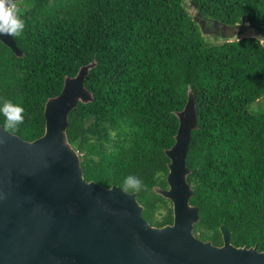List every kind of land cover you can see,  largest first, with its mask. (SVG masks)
Masks as SVG:
<instances>
[{"label":"trees","instance_id":"16d2710c","mask_svg":"<svg viewBox=\"0 0 264 264\" xmlns=\"http://www.w3.org/2000/svg\"><path fill=\"white\" fill-rule=\"evenodd\" d=\"M186 1H17L25 30L14 38L25 55L0 41V104L21 105L25 119L15 128L0 122L26 140L42 136L47 100L96 61L85 79L94 100L70 113L69 141L87 181L137 192L145 218L160 227L173 222V203L155 187H169L166 150L191 89L199 119L187 158L195 234L222 245L224 224L234 245L264 251V109H251L264 97V43L209 41ZM189 1L228 25L245 15L264 27V0ZM129 175L142 181L139 190L125 185Z\"/></svg>","mask_w":264,"mask_h":264},{"label":"water","instance_id":"95a60500","mask_svg":"<svg viewBox=\"0 0 264 264\" xmlns=\"http://www.w3.org/2000/svg\"><path fill=\"white\" fill-rule=\"evenodd\" d=\"M212 22L217 30L225 26ZM249 29L264 38V27L248 23L245 15L241 23L226 26L224 37ZM0 41L17 56L25 55L14 37L0 36ZM95 65L67 76L62 92L47 100L42 136L26 140L0 122V264H264V251L234 245L224 224L222 245L195 234L200 215L191 204L187 158L199 119L191 89L177 112L176 143L166 150L169 187H155L173 203L172 223L152 225L137 192L86 180L67 130L72 110L94 100L85 79Z\"/></svg>","mask_w":264,"mask_h":264},{"label":"clouds","instance_id":"9594fccd","mask_svg":"<svg viewBox=\"0 0 264 264\" xmlns=\"http://www.w3.org/2000/svg\"><path fill=\"white\" fill-rule=\"evenodd\" d=\"M25 30V20L18 11L16 0H0V36H21ZM24 108L11 101L0 104V116H3L8 127L15 128L24 122ZM125 185L131 190H139L142 181L129 175L125 177Z\"/></svg>","mask_w":264,"mask_h":264},{"label":"rangeland","instance_id":"374dc122","mask_svg":"<svg viewBox=\"0 0 264 264\" xmlns=\"http://www.w3.org/2000/svg\"><path fill=\"white\" fill-rule=\"evenodd\" d=\"M187 8H188V11L192 14V15H196L197 14V10L195 9V7L192 5V3L187 0ZM245 36H256V37H259L256 35L255 31L253 29H249L247 30L244 34L242 35H239V36H235V37H224L222 35H218L217 38L215 37V35L211 32L209 33H206L205 34V37L211 41V42H217V43H221V42H224L226 40H235V39H240L242 37H245ZM261 39V41L264 43V38L262 37H259ZM262 106V107H261ZM257 107V108H256ZM261 107V108H260ZM251 109L252 110H259V109H264V97L261 98L256 104L252 105L251 106Z\"/></svg>","mask_w":264,"mask_h":264},{"label":"flooded vegetation","instance_id":"af4514ba","mask_svg":"<svg viewBox=\"0 0 264 264\" xmlns=\"http://www.w3.org/2000/svg\"><path fill=\"white\" fill-rule=\"evenodd\" d=\"M196 9V7H195ZM197 20L199 21V23L201 24L202 28L204 29L205 32L212 31V33L215 35V37L217 38L218 35H222L224 36L226 33V26H229L228 24L224 23L225 26L220 28V30H217L212 22L213 18L210 17H206L204 15L199 14V12L197 11V14L195 15Z\"/></svg>","mask_w":264,"mask_h":264}]
</instances>
